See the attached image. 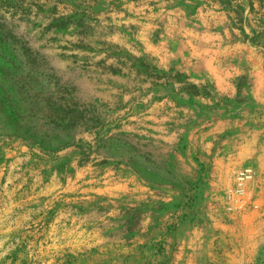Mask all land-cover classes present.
<instances>
[{"label":"crops","instance_id":"1","mask_svg":"<svg viewBox=\"0 0 264 264\" xmlns=\"http://www.w3.org/2000/svg\"><path fill=\"white\" fill-rule=\"evenodd\" d=\"M249 2L241 12L220 0L125 3L121 14L112 12L132 29L131 43L105 51L112 60L106 85L116 95L109 106L125 114L80 137L69 172L53 170L51 182L60 174L61 191L68 180L74 190L51 194L52 202L64 197L74 208L32 210L26 224L2 232L24 236L3 242L16 241L31 264H145L151 236L169 264H258L264 40L252 46L244 34L252 36L250 23L264 39V6ZM245 167L253 181L242 197L229 196Z\"/></svg>","mask_w":264,"mask_h":264},{"label":"rangeland","instance_id":"2","mask_svg":"<svg viewBox=\"0 0 264 264\" xmlns=\"http://www.w3.org/2000/svg\"><path fill=\"white\" fill-rule=\"evenodd\" d=\"M220 1L237 12L249 2ZM256 1L264 6V0ZM139 2L152 7L153 0H0V264H31L28 251L1 239L22 234L2 232L18 221L26 224L32 210L73 209L64 197L52 202L51 194L66 197L74 190L68 180L61 191L60 174L51 182L53 170L64 173L73 164L80 137L110 128L114 114H125L124 107L109 106L116 95L106 85L112 60L105 51L112 43H131L132 29H123L117 24L121 17L111 14H121L122 4ZM81 46L86 52L78 51ZM81 53L86 57L75 56ZM156 240L151 236L142 251L144 263L169 264ZM258 260L264 264V250Z\"/></svg>","mask_w":264,"mask_h":264},{"label":"built area","instance_id":"3","mask_svg":"<svg viewBox=\"0 0 264 264\" xmlns=\"http://www.w3.org/2000/svg\"><path fill=\"white\" fill-rule=\"evenodd\" d=\"M253 176L254 172L251 167L239 170L235 175L232 188L228 191L229 196L242 197L245 194L247 186L253 181Z\"/></svg>","mask_w":264,"mask_h":264},{"label":"trees","instance_id":"4","mask_svg":"<svg viewBox=\"0 0 264 264\" xmlns=\"http://www.w3.org/2000/svg\"><path fill=\"white\" fill-rule=\"evenodd\" d=\"M220 2H222V1H220ZM222 3L226 4V1L222 2ZM249 9H250V11H253L251 2H249ZM237 10H238V12H241L244 9H243L242 5H240L239 7H237ZM246 26L249 28L250 32L252 33V36L249 37V36L244 34V39L248 40L249 43L252 46H260V45H262L264 39H263L262 35L259 34L260 31H258L257 29L253 28L250 23H247ZM157 246L160 247V246H163V244H158Z\"/></svg>","mask_w":264,"mask_h":264}]
</instances>
